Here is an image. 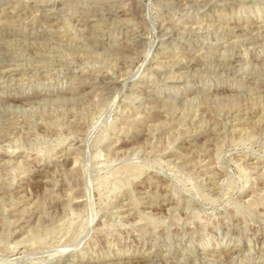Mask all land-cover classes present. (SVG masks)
Listing matches in <instances>:
<instances>
[{
  "label": "rangeland",
  "instance_id": "obj_1",
  "mask_svg": "<svg viewBox=\"0 0 264 264\" xmlns=\"http://www.w3.org/2000/svg\"><path fill=\"white\" fill-rule=\"evenodd\" d=\"M0 264H264V0H0Z\"/></svg>",
  "mask_w": 264,
  "mask_h": 264
},
{
  "label": "bare ground",
  "instance_id": "obj_2",
  "mask_svg": "<svg viewBox=\"0 0 264 264\" xmlns=\"http://www.w3.org/2000/svg\"><path fill=\"white\" fill-rule=\"evenodd\" d=\"M185 8V7H184ZM184 27V26H183ZM164 33V32H163ZM162 34V33H161ZM235 41V40H234ZM181 42V41H180ZM178 261V260H177Z\"/></svg>",
  "mask_w": 264,
  "mask_h": 264
}]
</instances>
